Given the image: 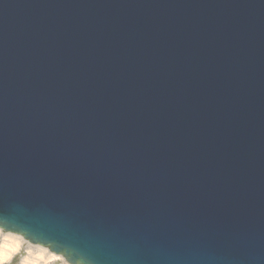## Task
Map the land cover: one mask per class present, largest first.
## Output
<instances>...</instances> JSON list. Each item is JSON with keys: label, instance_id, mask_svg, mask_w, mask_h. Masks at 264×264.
<instances>
[{"label": "water", "instance_id": "obj_1", "mask_svg": "<svg viewBox=\"0 0 264 264\" xmlns=\"http://www.w3.org/2000/svg\"><path fill=\"white\" fill-rule=\"evenodd\" d=\"M0 228L264 264V0H0Z\"/></svg>", "mask_w": 264, "mask_h": 264}, {"label": "rangeland", "instance_id": "obj_2", "mask_svg": "<svg viewBox=\"0 0 264 264\" xmlns=\"http://www.w3.org/2000/svg\"><path fill=\"white\" fill-rule=\"evenodd\" d=\"M11 234V235H8ZM9 236L16 240L18 238L19 249L12 255L10 260L3 264H22L23 260L28 257L30 264H69L61 255H55L56 257L48 258L49 254H52L47 247L38 246L29 243L21 235L12 234L6 232L0 228V245L4 239H9ZM12 238V239H13ZM11 239V238H10ZM16 240V241H17ZM39 247V248H38ZM41 248V249H40ZM50 260V261H49Z\"/></svg>", "mask_w": 264, "mask_h": 264}, {"label": "bare ground", "instance_id": "obj_3", "mask_svg": "<svg viewBox=\"0 0 264 264\" xmlns=\"http://www.w3.org/2000/svg\"><path fill=\"white\" fill-rule=\"evenodd\" d=\"M9 233H11V232H9ZM12 234H15V233H12ZM8 235H11V234H8ZM12 238H13V236L12 237L9 236V239H4L2 244L0 245V261H2V264L8 262L10 260V258L12 257V255L15 254L20 247L19 246L20 242H18V240H17L18 238H16L17 241L14 239L15 237L13 239ZM38 246H40V245H38ZM51 253L52 254H49L48 258L56 257L55 255H60V254H56L53 252H51ZM22 264H30L28 257L25 258V260H23Z\"/></svg>", "mask_w": 264, "mask_h": 264}, {"label": "snow or ice", "instance_id": "obj_4", "mask_svg": "<svg viewBox=\"0 0 264 264\" xmlns=\"http://www.w3.org/2000/svg\"><path fill=\"white\" fill-rule=\"evenodd\" d=\"M0 264H2V261H0Z\"/></svg>", "mask_w": 264, "mask_h": 264}]
</instances>
